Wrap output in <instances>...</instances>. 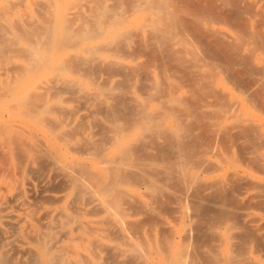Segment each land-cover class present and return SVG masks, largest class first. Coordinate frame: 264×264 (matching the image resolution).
<instances>
[{"label": "bare ground", "instance_id": "6f19581e", "mask_svg": "<svg viewBox=\"0 0 264 264\" xmlns=\"http://www.w3.org/2000/svg\"><path fill=\"white\" fill-rule=\"evenodd\" d=\"M0 264H264V0H0Z\"/></svg>", "mask_w": 264, "mask_h": 264}, {"label": "rangeland", "instance_id": "374dc122", "mask_svg": "<svg viewBox=\"0 0 264 264\" xmlns=\"http://www.w3.org/2000/svg\"><path fill=\"white\" fill-rule=\"evenodd\" d=\"M134 37H135V38L137 37V38H139L138 40H141L140 37H138L137 35H135ZM133 40H135V39H132V41H131V44L133 45V46H132V45H131V46H132L133 48H131V46H130L129 49L131 48V49L134 50L133 52H135V49H134V48L137 47V44H138V43H136V42H137L138 40L135 41L136 44H134V41H133ZM139 42H140V41H139ZM131 49H130V50H131ZM147 50H151V48L148 47V48H146V52H147ZM148 52H149V51H148ZM132 54H133V53H132ZM136 54H137V53H136ZM135 56H136V57H135ZM134 57H135V60H136V61H139V63L141 62L140 65H141L142 67H143V66H144V67L148 66V65H146V63H145L147 60L144 59V57L147 58L146 56H141V55H140V57H138V54H137V55H134L133 58H134ZM133 58H132V59H133ZM143 59H144L145 61H144ZM141 60H142V61H141ZM142 62H144L145 65H144ZM144 67L141 68L142 71L145 69ZM133 77H134V76H133ZM133 77H132V79H134V81H133V80H130V83L128 82V86L130 87V88L128 87V90L130 91V94H131V90H132V91H135V92H138V91L142 90V92H141V91H140V92H141V93H144L143 91H146V88H144V87H145V83H143V82H144V81H142L143 79H142L141 77H138V76H135L134 78H133ZM137 78H139V79H137ZM113 79H114L115 81H120V80H121V77H120V75L118 74V76H117V75L114 76ZM140 79H141V80H140ZM136 80H137V81H136ZM131 81H133L134 83H132ZM136 82H137V83H136ZM140 82H141V83H140ZM141 84H143V87H142ZM134 85H136L137 87L134 88ZM131 86H132V87H131ZM139 86H140V87H139ZM137 88H139V89L137 90ZM136 90H137V91H136ZM163 145H164V144H163ZM155 149H156V150H155ZM157 150H158L157 148H153L152 151H151V150H150V151H151V152H154V151H155L153 155H156V154L158 153ZM156 151H157V152H156ZM141 191H142V192H141L142 194H144L145 192H147V191H146L145 189H143V188H141ZM143 192H144V193H143ZM148 197H149V196H148ZM135 199H136V198L134 197L133 199L131 198L130 200H134V201H131V203H132V202L135 203V201H137L136 204L138 203V200H139V203H138L137 205H136V204L133 205V203H132V205H131V204L129 203L130 200L128 201V204H129V206H130L131 209L129 208V206H128L127 204L125 205L127 211H129L128 213L131 214V215L129 214V216H128V218H127L128 220L131 219V222L128 221V220H127V221L130 222V223H133V222L135 221L134 224H129V225H131V226H130L131 229H133V231H136V230L138 229V226H139V225H140V226L143 225V221H144V223H145V225H143V227L146 228V227L148 226L147 224H149V222H152V221H153V222H156V221H154V220H155V218L157 217V215L159 214L158 217H157L159 221L156 219V220L158 221V222H157L158 224L156 223V224H157V227H156L157 229H156V232H155V233H156V236H157V238H158V235H159V236H160V239H162V238H163V239H164V238H168V237H169V236H168L169 233L167 232L168 229H167V228H164L165 230L167 229L166 231L163 229L164 224H162V225H163V226H162V230H163V231L160 230L161 228H159V227H161V226H160V224L162 223L161 221H163V219H165V216H167V215H168V216H173V214H174V212H173V208H174V207H172V205L175 206V204H174V203H170V202H169L168 204H166L167 202L165 203V199H164V197H163V198L160 200L161 202H163V205L160 207V210L158 209L159 211H157V210H154V208H155V207H156L155 209L158 208V206H159V205H158V201L156 202L157 204L154 203L155 200H153L154 202H153L152 200L149 201L148 198L146 197V193H145V195H143V199H141V200H142V203L144 202L143 204L140 202V201H141L140 198H138V199H136V200H135ZM149 199H151V198H149ZM147 200H148V201H147ZM151 202H152V203H151ZM140 203H141V204H140ZM146 204H147L148 206H147ZM154 204H155V206H154ZM135 205H136L137 207H138V205H140L141 207H140V206H139V207H140L141 209H140V208H139V209H140V210L145 209L146 212H147V210H148L149 208L146 209L145 206H146V207H149V206L151 207V206H152L151 208H152L154 211H156V212H154L155 214H157V215L154 214L156 217H155V218L152 217V216H154V215H152L153 213L150 214V215H152L151 217H150L149 214L147 215V213H151V212H153V210H152L151 208H150L151 210L149 209L148 212L146 213V212H144L145 210H144V211H140L139 209H137V207H136ZM143 205H145V206L143 207ZM169 205H171V206H169ZM131 206H132V207H131ZM133 206H135L136 208H135V207L133 208ZM166 206L172 208V209H171V208H169V209L167 208V210H168V214H167V210H166V208H165ZM128 209H129V210H128ZM133 209H134V210H133ZM131 210H132V211H131ZM135 210H136V211H135ZM138 210L140 211V213H141L142 215H140V213L137 214ZM161 210H162V211H161ZM164 210H165V211H164ZM133 211L136 212V213H135V212L133 213L134 215L132 214ZM149 211H150V212H149ZM160 211H161L162 216L164 215L163 217L161 216V220L159 219V217H160V213H158V212H160ZM162 212H163L164 214H163ZM145 213H146V216H145ZM143 216H144V218H143L144 220L141 219ZM148 216H149V217H148ZM138 217H141V218H140L141 220H139ZM147 218H148V219H147ZM150 218H151V221H149ZM162 218H163V219H162ZM133 219H134V221H133ZM136 219H138V220H136ZM197 220H198V219H197ZM132 221H133V222H132ZM137 221H138V222H137ZM139 221H140V222H139ZM146 221H147V222H146ZM146 223H147V224H146ZM159 223H160V224H159ZM135 224H137V226H136ZM150 225H151V226H149V229H150V230H149L148 227H147V231H148V230H149V231L154 230V229H153L154 227L151 228V227H152V223H150ZM140 226H139V227H140ZM133 227H134V228H133ZM164 227H166V226H164ZM140 228H141V227H140ZM140 228H139V229H140ZM158 228H159V229H158ZM139 229H138V230H139ZM158 230H159V232L161 231L162 233L166 232V233H168V235L166 236L165 233H164V234H162L161 232L159 233ZM161 236H162V237H161ZM164 236H166V237H164ZM158 239H159V238H158ZM160 239H159V240H160ZM165 240H166V239H165ZM165 240H163V241H165Z\"/></svg>", "mask_w": 264, "mask_h": 264}]
</instances>
